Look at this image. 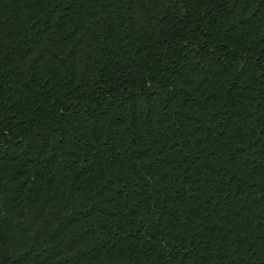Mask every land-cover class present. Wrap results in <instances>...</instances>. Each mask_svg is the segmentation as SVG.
<instances>
[{
  "label": "trees",
  "instance_id": "obj_1",
  "mask_svg": "<svg viewBox=\"0 0 264 264\" xmlns=\"http://www.w3.org/2000/svg\"><path fill=\"white\" fill-rule=\"evenodd\" d=\"M0 264H264V0H0Z\"/></svg>",
  "mask_w": 264,
  "mask_h": 264
}]
</instances>
